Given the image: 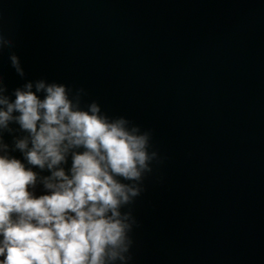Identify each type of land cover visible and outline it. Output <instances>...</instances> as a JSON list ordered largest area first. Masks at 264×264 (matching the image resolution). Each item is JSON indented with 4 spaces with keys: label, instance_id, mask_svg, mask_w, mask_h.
<instances>
[{
    "label": "water",
    "instance_id": "1",
    "mask_svg": "<svg viewBox=\"0 0 264 264\" xmlns=\"http://www.w3.org/2000/svg\"><path fill=\"white\" fill-rule=\"evenodd\" d=\"M0 29L6 94L63 83L149 133L130 264H264V0H0Z\"/></svg>",
    "mask_w": 264,
    "mask_h": 264
},
{
    "label": "clouds",
    "instance_id": "2",
    "mask_svg": "<svg viewBox=\"0 0 264 264\" xmlns=\"http://www.w3.org/2000/svg\"><path fill=\"white\" fill-rule=\"evenodd\" d=\"M13 47L0 29V51L23 79ZM70 92L36 79L6 94L0 80V130L26 133L13 138L21 158L0 142V264H130L136 221L122 209L143 192L156 153L148 132ZM34 169L48 173L39 194Z\"/></svg>",
    "mask_w": 264,
    "mask_h": 264
}]
</instances>
